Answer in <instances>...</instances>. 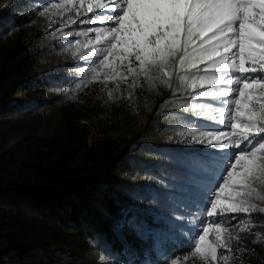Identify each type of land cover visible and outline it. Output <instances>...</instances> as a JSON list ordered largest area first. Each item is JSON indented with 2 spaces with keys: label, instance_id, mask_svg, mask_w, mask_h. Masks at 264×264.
I'll list each match as a JSON object with an SVG mask.
<instances>
[{
  "label": "rangeland",
  "instance_id": "374dc122",
  "mask_svg": "<svg viewBox=\"0 0 264 264\" xmlns=\"http://www.w3.org/2000/svg\"><path fill=\"white\" fill-rule=\"evenodd\" d=\"M107 2L92 0L93 11H101L96 5ZM87 7V0L82 7L80 0H0V46L21 39L31 62L23 72L0 80V180L18 179L42 138L71 120L83 122L89 141L106 139L121 154L117 182L106 189L123 211L129 209L125 222L144 242L140 264H264V175L250 181L251 196L222 194L251 204L248 214L210 218L204 213V207L210 209L205 194L218 191L217 182L223 183L219 177L225 157L239 152L189 142L202 138L201 131L228 130L220 121H227L222 113L230 106L211 95L216 87L208 83L211 72L198 71L205 68L203 63L195 68L177 63L165 69L170 76L159 71L145 76L134 58L131 66L136 71L130 73L128 58L119 55L110 56L107 66L97 65L102 44L97 45L98 33L92 29L107 28L108 23H81L93 15ZM107 34L99 35L103 39ZM124 49L121 44L117 53ZM248 91L264 94L260 88ZM257 95L246 99L259 112ZM0 201L9 210L41 218L22 198L0 196ZM210 220L226 229L220 236L231 249L227 259L218 262L192 254L191 241L202 234L201 221ZM207 242L218 243L215 233ZM37 252L44 257L76 254L78 264H124L97 237L86 238L78 249L42 237ZM224 254L218 247V257Z\"/></svg>",
  "mask_w": 264,
  "mask_h": 264
},
{
  "label": "snow or ice",
  "instance_id": "6c2138e0",
  "mask_svg": "<svg viewBox=\"0 0 264 264\" xmlns=\"http://www.w3.org/2000/svg\"><path fill=\"white\" fill-rule=\"evenodd\" d=\"M84 3L85 0H80L81 7ZM87 3V11L93 15L81 23H89L93 19L108 23L107 28L92 29L98 33L95 38L97 45L102 44V50L97 52V65L107 66L110 56H126L130 73L136 71L131 66L134 58L139 72L145 76L151 71L170 76V72L165 71L170 65L178 63L181 68H195L197 63L205 64V68L198 71L211 72L207 77L208 83L216 86L211 89V95L230 106L222 113L227 121H220L228 130L201 131L199 136L202 138L189 142L207 143L220 150L232 147L239 152H230L225 157L219 177L223 183L217 182L218 191L209 189L205 194L210 209L204 207V213L210 218L223 213L248 214L251 204L243 199L222 197V194L233 192L236 196H251L254 189L250 187V181L257 174L264 175V94L248 91L264 89V2L108 0L96 5L103 10L99 12L93 11L92 0H87ZM104 32L108 34L102 39L99 34ZM121 44L125 49L117 53ZM258 72L261 74L254 75ZM200 86H204L203 80ZM253 95H257L259 112L255 110V104L246 99ZM233 111L234 115L231 114ZM201 225L202 234L198 233L191 241L194 247L192 254L200 253L213 262L227 259L231 249L227 240L220 236L226 229L218 220L201 221ZM210 233H215L218 243L207 242ZM218 247L225 249L222 257L217 255Z\"/></svg>",
  "mask_w": 264,
  "mask_h": 264
},
{
  "label": "trees",
  "instance_id": "16d2710c",
  "mask_svg": "<svg viewBox=\"0 0 264 264\" xmlns=\"http://www.w3.org/2000/svg\"><path fill=\"white\" fill-rule=\"evenodd\" d=\"M24 50L19 38L0 46V80L30 65ZM87 135L85 123L71 120L39 141L18 179L0 180V196L22 198L41 216L22 215L0 201V264H78L76 254H39L42 237L54 245L76 244L77 249L86 238L97 237L124 264L142 262L144 242L125 222L129 209L123 211L106 189L117 182L121 154L110 141H89Z\"/></svg>",
  "mask_w": 264,
  "mask_h": 264
},
{
  "label": "bare ground",
  "instance_id": "6f19581e",
  "mask_svg": "<svg viewBox=\"0 0 264 264\" xmlns=\"http://www.w3.org/2000/svg\"><path fill=\"white\" fill-rule=\"evenodd\" d=\"M69 2V1H68ZM71 2V1H70ZM73 2H74V0H73ZM73 4V3H72ZM71 7V6H70ZM102 11V10H101Z\"/></svg>",
  "mask_w": 264,
  "mask_h": 264
}]
</instances>
